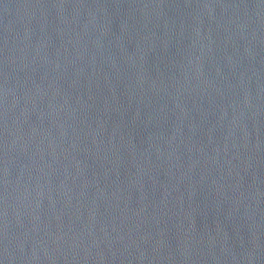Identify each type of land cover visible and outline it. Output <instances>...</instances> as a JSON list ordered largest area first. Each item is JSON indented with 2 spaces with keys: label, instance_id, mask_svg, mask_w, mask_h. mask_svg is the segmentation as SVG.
<instances>
[{
  "label": "water",
  "instance_id": "1",
  "mask_svg": "<svg viewBox=\"0 0 264 264\" xmlns=\"http://www.w3.org/2000/svg\"><path fill=\"white\" fill-rule=\"evenodd\" d=\"M0 264H264V0H0Z\"/></svg>",
  "mask_w": 264,
  "mask_h": 264
}]
</instances>
